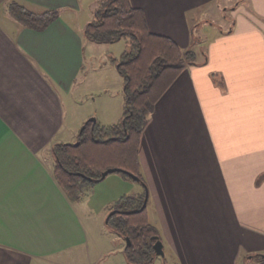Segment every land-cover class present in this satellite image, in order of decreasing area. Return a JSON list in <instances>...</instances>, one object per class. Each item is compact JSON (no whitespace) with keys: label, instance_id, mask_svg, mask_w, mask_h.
Returning a JSON list of instances; mask_svg holds the SVG:
<instances>
[{"label":"crops","instance_id":"obj_1","mask_svg":"<svg viewBox=\"0 0 264 264\" xmlns=\"http://www.w3.org/2000/svg\"><path fill=\"white\" fill-rule=\"evenodd\" d=\"M10 1L59 16L28 28L8 13ZM228 1L130 0L150 32L195 59L142 129L146 187L115 171L98 181L101 201L93 194L82 203L91 221L146 189L168 264H264V0H235L231 20L212 22ZM80 8L79 0H0V264H80L77 249L85 250L81 203L55 180L51 151L67 142L66 110L95 49ZM208 24L201 47L193 27Z\"/></svg>","mask_w":264,"mask_h":264},{"label":"trees","instance_id":"obj_2","mask_svg":"<svg viewBox=\"0 0 264 264\" xmlns=\"http://www.w3.org/2000/svg\"><path fill=\"white\" fill-rule=\"evenodd\" d=\"M99 3L83 33L88 40L99 43L127 39L120 61L111 59L124 76L125 112L114 125L85 121L77 134V145L58 142L52 146L54 178L72 201L79 200L83 186L96 182L107 168H119L123 175L131 179L136 176L145 185L138 151L147 116L185 64L195 59L193 51H182L170 37L150 32L143 12L130 0ZM7 10L21 25L35 30L45 28L59 16L56 9L33 12L15 1L7 4ZM144 196L145 190L122 196L105 221L115 235L124 239L123 255L128 264H151L155 258L153 237L159 233L148 220L146 205L140 211L125 212L139 208Z\"/></svg>","mask_w":264,"mask_h":264},{"label":"rangeland","instance_id":"obj_3","mask_svg":"<svg viewBox=\"0 0 264 264\" xmlns=\"http://www.w3.org/2000/svg\"><path fill=\"white\" fill-rule=\"evenodd\" d=\"M81 8L77 11V17L80 23H87L94 19V10L99 6V0H79ZM235 0H229L226 4L225 11H221L220 16L212 18L206 14L201 21L211 19L212 22L224 25L226 19L231 20V7ZM222 16H225L224 19ZM201 23V24H202ZM86 25V24H85ZM226 27V26H224ZM209 30V31H208ZM211 31L209 24L202 26V29L193 27V38L197 40L199 46L203 47L206 40L203 38L202 32L208 34ZM126 38H121L113 42L99 43L93 42L95 49L92 54L90 66L86 70L84 79L78 84V88L74 94V98L69 103L66 110V120L69 129L65 133L66 143L76 142L77 134L83 126V123L91 117H95L99 126H107L117 124L125 112L124 105V76L117 70V65L111 62V59L119 60L125 49ZM88 46V45H87ZM120 61V60H119ZM108 123V124H106ZM52 151V150H51ZM53 159V158H52ZM54 162V159H53ZM111 174V173H109ZM102 182V181H99ZM98 181L86 183L82 189V195L79 199V211L82 215V203L90 199L94 194L96 201H101L102 195L100 190L104 183ZM103 214H96L89 221L85 215L83 216V224L86 231L85 250L78 248V260H74L80 264H128L124 258L120 241L124 244V239L114 241L112 239L113 232L105 223L106 216L112 211L106 208ZM101 213V212H100ZM121 242V243H122ZM80 251L85 252L81 255ZM75 263L71 258L63 259V262ZM87 262V263H86ZM168 264L165 259L155 256L151 264Z\"/></svg>","mask_w":264,"mask_h":264},{"label":"water","instance_id":"obj_4","mask_svg":"<svg viewBox=\"0 0 264 264\" xmlns=\"http://www.w3.org/2000/svg\"><path fill=\"white\" fill-rule=\"evenodd\" d=\"M86 121H92V123H95L96 122V118L95 117H91V118H89ZM83 127H84V125L82 126L81 129H83ZM74 144L77 145L78 141L74 142ZM115 171H120V169L116 168V167L107 168V169H105V170H103L101 172L100 177L98 179H96V180L98 181L99 179H103L107 174L115 172ZM132 178H134L135 180H138V178L136 176H132ZM147 196H148L147 195V191L145 189V196H144L142 205L139 208H135V209L128 210V211H125V212L126 213H132V212H137V211H140L141 209H143V207H145V205L147 203ZM114 212H115L114 210L110 211L109 214L107 215V217L109 215H111L112 213H114ZM107 217H106V219H107ZM153 238L155 239V241H154V243L152 245L153 250H154V254H155V256H160V257L163 258V256H164L163 243H162L161 239L159 238V236L156 235ZM127 243L129 244L128 240H127ZM261 256H264V255H261Z\"/></svg>","mask_w":264,"mask_h":264}]
</instances>
